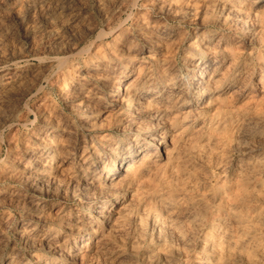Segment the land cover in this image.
Returning <instances> with one entry per match:
<instances>
[{
  "label": "rangeland",
  "instance_id": "rangeland-1",
  "mask_svg": "<svg viewBox=\"0 0 264 264\" xmlns=\"http://www.w3.org/2000/svg\"><path fill=\"white\" fill-rule=\"evenodd\" d=\"M206 262L264 264V0H0V264Z\"/></svg>",
  "mask_w": 264,
  "mask_h": 264
},
{
  "label": "bare ground",
  "instance_id": "bare-ground-1",
  "mask_svg": "<svg viewBox=\"0 0 264 264\" xmlns=\"http://www.w3.org/2000/svg\"><path fill=\"white\" fill-rule=\"evenodd\" d=\"M209 63H205L202 65V67L199 69L201 72L197 74V72L191 73L188 78L191 82L193 83H197V84H203L204 80H203V76L206 74L208 68H209ZM73 84L72 81L67 82L64 87H62L61 91L65 94V93H69L70 90H72ZM123 86H119L117 92H121L123 90ZM130 90V89H129ZM128 92L130 93V95L134 96V97H130V100L128 101V103H126V107H125V111L126 114L128 115L129 118H133L135 119L139 114H140V110H141V103L144 99V92L140 89L139 86L133 85V87H131V90ZM151 109V108H150ZM149 110V109H148ZM159 115L157 114H151L150 118L151 119H155L158 118ZM52 157H54L55 155L52 154ZM132 158H136V155L134 154L132 156ZM124 158H121V160H123ZM137 158L134 161H130L128 166L126 168L123 169V171L128 172L134 168H136L137 165ZM54 170L55 167L50 166L46 169H44L43 173H42V178L45 179H50L53 174H54ZM82 210L86 211L87 208H82ZM64 230V229H62ZM84 234H89V233H84ZM202 264H208V262L206 263H202Z\"/></svg>",
  "mask_w": 264,
  "mask_h": 264
}]
</instances>
